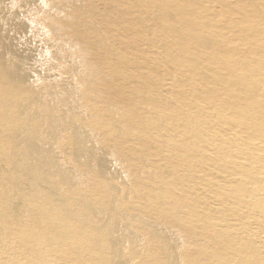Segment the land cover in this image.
Segmentation results:
<instances>
[{"label": "bare ground", "instance_id": "6f19581e", "mask_svg": "<svg viewBox=\"0 0 264 264\" xmlns=\"http://www.w3.org/2000/svg\"><path fill=\"white\" fill-rule=\"evenodd\" d=\"M0 264H264V0H0Z\"/></svg>", "mask_w": 264, "mask_h": 264}, {"label": "rangeland", "instance_id": "374dc122", "mask_svg": "<svg viewBox=\"0 0 264 264\" xmlns=\"http://www.w3.org/2000/svg\"><path fill=\"white\" fill-rule=\"evenodd\" d=\"M224 8H226V6H224ZM227 8H228V7H227ZM141 45H142L143 48H147V45H146V44L141 43Z\"/></svg>", "mask_w": 264, "mask_h": 264}]
</instances>
